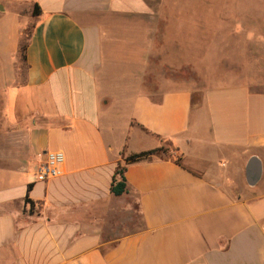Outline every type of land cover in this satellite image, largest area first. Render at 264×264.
Returning <instances> with one entry per match:
<instances>
[{
	"label": "crops",
	"instance_id": "1",
	"mask_svg": "<svg viewBox=\"0 0 264 264\" xmlns=\"http://www.w3.org/2000/svg\"><path fill=\"white\" fill-rule=\"evenodd\" d=\"M167 3L0 0V264H264V91L195 101ZM47 152L63 174L40 182Z\"/></svg>",
	"mask_w": 264,
	"mask_h": 264
},
{
	"label": "rangeland",
	"instance_id": "2",
	"mask_svg": "<svg viewBox=\"0 0 264 264\" xmlns=\"http://www.w3.org/2000/svg\"><path fill=\"white\" fill-rule=\"evenodd\" d=\"M160 25L168 47L178 48L182 58L178 81L195 101L205 89L247 82L264 91V0H168ZM30 32L29 26L23 43ZM174 51L169 59L176 58ZM18 68L25 74L24 64ZM163 147L180 159L169 143Z\"/></svg>",
	"mask_w": 264,
	"mask_h": 264
},
{
	"label": "trees",
	"instance_id": "3",
	"mask_svg": "<svg viewBox=\"0 0 264 264\" xmlns=\"http://www.w3.org/2000/svg\"><path fill=\"white\" fill-rule=\"evenodd\" d=\"M40 13H41V10H40L39 6L35 5V9L33 12L34 16H38V15H40ZM29 39H30V33L26 34V41H25V43H23V45L21 47V53H22L24 61H26V50L28 47ZM166 151L167 150H164V148H161V149L153 150L150 152H144L141 154H137V155L129 157L127 159V163H132V162H136V161H139V160H142L145 158H149V157H151L157 153H160V152L166 153ZM175 161L179 165H181L180 159L175 160ZM124 172H125V168H119L116 174L121 177V180L117 181L116 178H114V181H113L112 192L117 196H120L126 192V178L124 176ZM30 188L31 187H29V190H30ZM26 202L27 203H33L28 197L26 198Z\"/></svg>",
	"mask_w": 264,
	"mask_h": 264
},
{
	"label": "built area",
	"instance_id": "4",
	"mask_svg": "<svg viewBox=\"0 0 264 264\" xmlns=\"http://www.w3.org/2000/svg\"><path fill=\"white\" fill-rule=\"evenodd\" d=\"M65 155L62 152H47L37 169V180L47 182L63 174Z\"/></svg>",
	"mask_w": 264,
	"mask_h": 264
},
{
	"label": "water",
	"instance_id": "5",
	"mask_svg": "<svg viewBox=\"0 0 264 264\" xmlns=\"http://www.w3.org/2000/svg\"><path fill=\"white\" fill-rule=\"evenodd\" d=\"M261 176L260 166L253 160L252 165L248 168V181L250 184L256 183Z\"/></svg>",
	"mask_w": 264,
	"mask_h": 264
}]
</instances>
